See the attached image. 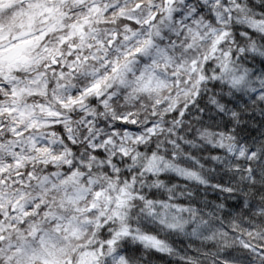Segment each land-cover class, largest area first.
I'll return each instance as SVG.
<instances>
[{
	"label": "clouds",
	"instance_id": "9594fccd",
	"mask_svg": "<svg viewBox=\"0 0 264 264\" xmlns=\"http://www.w3.org/2000/svg\"><path fill=\"white\" fill-rule=\"evenodd\" d=\"M0 264H264V0H0Z\"/></svg>",
	"mask_w": 264,
	"mask_h": 264
}]
</instances>
